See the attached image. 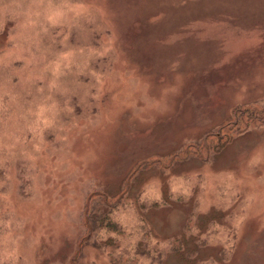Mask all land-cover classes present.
Wrapping results in <instances>:
<instances>
[{
  "label": "rangeland",
  "instance_id": "obj_1",
  "mask_svg": "<svg viewBox=\"0 0 264 264\" xmlns=\"http://www.w3.org/2000/svg\"><path fill=\"white\" fill-rule=\"evenodd\" d=\"M262 119L264 0H0V264H264Z\"/></svg>",
  "mask_w": 264,
  "mask_h": 264
},
{
  "label": "trees",
  "instance_id": "obj_2",
  "mask_svg": "<svg viewBox=\"0 0 264 264\" xmlns=\"http://www.w3.org/2000/svg\"><path fill=\"white\" fill-rule=\"evenodd\" d=\"M243 118H240L239 121L242 122ZM261 123L264 125V119H262ZM225 127H223L222 129H220V133H208L206 136V141L202 142L203 144L199 146V149H202V154H201V159L202 160H206V158L209 155V150L211 149L212 146H217L219 144V142H226L227 140H229L230 138H232V132L230 131L229 128L224 129ZM231 132V133H230ZM234 136V135H233ZM214 144V145H213ZM156 163H151V166L154 165ZM145 165V164H141L140 166ZM146 167H150V165H145ZM160 169L164 168L162 166H158ZM135 173V172H134ZM133 176L130 175L129 179H131ZM123 189L116 194L115 196H111L109 195L107 192H103V190H98V192H93L95 194L92 195V197H90L88 199V203L90 202H94V207H92L91 211H87L86 216H85V224L87 225L85 227V231L88 232L87 234L88 237L90 236H94L93 238V244L95 243V245L97 244V246L101 248H103L104 246H106V243H108L107 239L106 241H102L101 239L98 238L99 233H101L104 230H107L109 232H112L114 230H116V238L118 237V234H120V228H122L121 223L119 224V222L116 221V229H114L113 226V222H112V217H111V213L113 212L112 210H114V208L112 207V205L108 204H113L116 203L115 207L116 210L120 209L122 207H126L129 205V201L128 200V187L127 184L123 185ZM95 190V191H96ZM116 198V200H115ZM127 199V200H126ZM146 201V200H145ZM86 203V204H88ZM110 208V209H109ZM120 231V232H119ZM98 235V236H97ZM145 236H149V233L146 232ZM151 239V237H150ZM149 239V240H150ZM130 243V244H129ZM132 242H128V245H131ZM171 245H173V249L175 250H179L182 247V241L181 239H177V238H173L171 239L170 242ZM84 245H87L85 243V241H80L79 242V246L78 248L80 249L81 246L83 247ZM139 245L141 246L142 244L139 243ZM144 245H142L143 247ZM98 248V247H97ZM118 248H122L119 246V244H116V250ZM128 248V249H127ZM138 249V244L136 245V247ZM144 248L146 249L145 252H139L136 251L133 254H131L132 252V246L129 248L128 246H126V248H124L123 250L126 251L128 250V252H123V251H116V264H138L140 262V259L142 256L148 255L147 257H154L157 261H160V255H158L156 252L153 253V251H151V249L149 250L147 246H144ZM121 250V249H119ZM131 251V252H130ZM153 254V255H152ZM182 254H184L187 258L189 256H191L190 251H183ZM155 255V256H154Z\"/></svg>",
  "mask_w": 264,
  "mask_h": 264
}]
</instances>
